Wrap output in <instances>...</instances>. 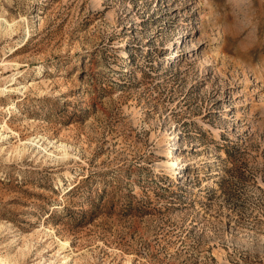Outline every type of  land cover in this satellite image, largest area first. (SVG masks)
<instances>
[{"label":"rangeland","instance_id":"1","mask_svg":"<svg viewBox=\"0 0 264 264\" xmlns=\"http://www.w3.org/2000/svg\"><path fill=\"white\" fill-rule=\"evenodd\" d=\"M263 67L264 0H0V264H264Z\"/></svg>","mask_w":264,"mask_h":264},{"label":"bare ground","instance_id":"2","mask_svg":"<svg viewBox=\"0 0 264 264\" xmlns=\"http://www.w3.org/2000/svg\"><path fill=\"white\" fill-rule=\"evenodd\" d=\"M16 64V63H15ZM18 64V63H17ZM17 64H16V66H17ZM264 68V67H263ZM38 69H39V72H38V74H40V72L42 71V70H48V68L45 66V65H39L38 66ZM262 70L263 69H261L260 68V72H262ZM13 80V78L10 80V81H12ZM44 85V84H43ZM47 85V84H46ZM34 86V85H33ZM24 87H26V86H24ZM33 88H35V87H33ZM41 88V87H40ZM26 89H28V88H26ZM11 90V89H10ZM34 90V89H33ZM32 90V91H33ZM42 90V89H41ZM3 91V90H2ZM15 91V90H14ZM18 91V90H17ZM35 91V90H34ZM40 91V90H39ZM4 92V91H3ZM19 92V91H18ZM2 93V92H1ZM22 93V92H21ZM15 105V104H14ZM17 105V104H16ZM8 130H9V128H8ZM12 131V130H11ZM14 132V131H13ZM16 133V132H15ZM1 134V133H0ZM3 136V134H1V136H0V139H1V137ZM4 137H5V135H4ZM178 147V143H176L175 144V146H174V149L175 148H177ZM167 160H168V162H167V166H168V168H169V171H173V180L174 181H177V179H178V173H176V170H179V169H183L184 168V164H183V162L181 161H179V159H178V155L177 154H174V152L172 151L171 153H168V155H167ZM170 160H171V162H170ZM176 174V175H175ZM74 177V176H73ZM61 187V186H60ZM65 244V243H64ZM62 248H63V246H62ZM65 248V247H64Z\"/></svg>","mask_w":264,"mask_h":264}]
</instances>
